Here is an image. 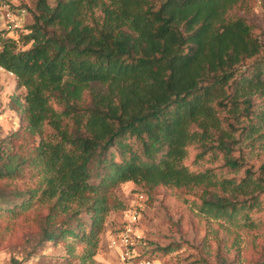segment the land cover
Wrapping results in <instances>:
<instances>
[{
	"label": "trees",
	"instance_id": "obj_1",
	"mask_svg": "<svg viewBox=\"0 0 264 264\" xmlns=\"http://www.w3.org/2000/svg\"><path fill=\"white\" fill-rule=\"evenodd\" d=\"M49 1L23 4L21 45L2 38L0 67L24 94L11 101L19 127L0 140L1 238L21 219L41 244L72 236L93 258L130 181L174 204L178 230L195 208L263 224L256 0ZM194 227L206 232L198 264H215L212 252L226 261L218 229Z\"/></svg>",
	"mask_w": 264,
	"mask_h": 264
},
{
	"label": "rangeland",
	"instance_id": "obj_2",
	"mask_svg": "<svg viewBox=\"0 0 264 264\" xmlns=\"http://www.w3.org/2000/svg\"><path fill=\"white\" fill-rule=\"evenodd\" d=\"M49 2L55 5L56 0ZM28 3L32 8L35 0H28ZM254 19L264 28V0H256ZM1 23L2 20L0 25ZM22 42V39L18 40V44L21 45ZM23 94L24 90L16 88L15 75L0 67V140L8 137L19 127L20 114L11 107V101L15 95ZM116 194L124 203L126 210L111 211L106 217L104 230L99 236V244L93 258H88L86 244L72 236L64 243L56 244L50 241L41 244L39 229L36 228L32 232L20 229L21 219H18L5 229L4 240L1 238L2 235L0 236V240H3L0 245V264H124L120 257V249L111 244L113 237L124 230L126 225L124 213L134 208L140 212V221L133 227L132 236L136 242L134 257L130 261L133 264H141L142 261L149 259L153 264H198L196 259L202 254L199 240L206 232L204 230L197 232L194 225L201 224L211 226L213 232L218 229L224 249L228 251L226 261L212 252L211 257L215 264L264 262V223L251 229L242 212L231 217L215 216L201 213L195 208L193 210L195 224L178 230L180 214L175 210L174 204H166L163 201L165 197L163 193L149 199L134 182L130 181L118 186ZM260 198L263 208L255 217L261 218L264 216V195ZM171 218L177 225L171 223ZM69 244H72V252L68 250ZM171 245V251L165 253L164 249Z\"/></svg>",
	"mask_w": 264,
	"mask_h": 264
},
{
	"label": "built area",
	"instance_id": "obj_3",
	"mask_svg": "<svg viewBox=\"0 0 264 264\" xmlns=\"http://www.w3.org/2000/svg\"><path fill=\"white\" fill-rule=\"evenodd\" d=\"M28 0H0V50L2 48V38L14 39L18 41L21 37L24 24L28 16L27 8L23 7ZM126 225L124 230L112 239V246L120 249L122 263L130 262L134 257L135 241L133 227L140 221V212L137 208L129 209L125 213ZM141 264H153L152 260L142 261Z\"/></svg>",
	"mask_w": 264,
	"mask_h": 264
}]
</instances>
